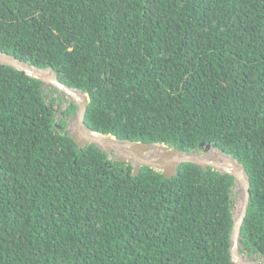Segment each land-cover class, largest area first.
<instances>
[{
  "label": "trees",
  "instance_id": "16d2710c",
  "mask_svg": "<svg viewBox=\"0 0 264 264\" xmlns=\"http://www.w3.org/2000/svg\"><path fill=\"white\" fill-rule=\"evenodd\" d=\"M0 53L87 95L95 134L233 157L240 251L264 259V0H0ZM43 87L0 65V264H232V177L133 176Z\"/></svg>",
  "mask_w": 264,
  "mask_h": 264
},
{
  "label": "water",
  "instance_id": "95a60500",
  "mask_svg": "<svg viewBox=\"0 0 264 264\" xmlns=\"http://www.w3.org/2000/svg\"><path fill=\"white\" fill-rule=\"evenodd\" d=\"M0 65L22 72L26 77L40 81L58 93L72 97L71 101L76 106V124L74 131L69 133L72 140L79 148L93 145L106 154L113 155L114 158L111 161L131 164L133 176H136L141 168H148L160 171L165 178H169L175 175L183 165L192 164L204 171L210 168L221 175L232 177L244 199L239 215L232 214L230 262L232 264H253L241 254L239 242L240 230L249 202V182L244 167L233 157L209 145L201 144L199 151L183 153L165 145L119 141L112 136L95 134L84 123V115L88 106L87 95L64 85L55 72L35 69L12 56L0 53ZM49 106L52 108L50 104Z\"/></svg>",
  "mask_w": 264,
  "mask_h": 264
},
{
  "label": "rangeland",
  "instance_id": "374dc122",
  "mask_svg": "<svg viewBox=\"0 0 264 264\" xmlns=\"http://www.w3.org/2000/svg\"><path fill=\"white\" fill-rule=\"evenodd\" d=\"M44 91L46 93H48L50 91V89H48V87H46V85H44L43 87ZM52 98L53 100H55V103L54 104H51L49 102V98ZM46 101L48 104H50L53 108V110L56 112V114H59L64 111L67 107H68V104L71 103L72 101L69 100L67 98V96H65L64 94H61V93H50L48 95V97L46 98ZM76 115V113H75ZM75 115H72V117H69L67 119V131L69 133H72L74 131V127H75V124H76V119H75ZM114 156L113 155H109L108 159H113ZM232 197L234 199V207H233V214H238L240 212V209H241V206H242V203H243V194L241 191H239V189L235 186L233 191H232ZM244 256V255H243ZM245 259L247 260H250L249 258L251 257H248L247 256H244ZM253 259V258H251Z\"/></svg>",
  "mask_w": 264,
  "mask_h": 264
},
{
  "label": "clouds",
  "instance_id": "9594fccd",
  "mask_svg": "<svg viewBox=\"0 0 264 264\" xmlns=\"http://www.w3.org/2000/svg\"><path fill=\"white\" fill-rule=\"evenodd\" d=\"M108 160H110V159H108ZM111 161V160H110ZM128 164V163H127ZM130 166H131V164H129ZM132 167V166H131ZM133 169V168H132ZM234 215V214H233ZM242 254V253H241ZM243 255V254H242ZM244 256H246V255H244ZM248 258V257H247ZM250 260H248L249 262H252V263H254V264H257V262H259L260 264H264V259H262V258H259L258 260H260V261H257L255 258H253V259H251V258H249Z\"/></svg>",
  "mask_w": 264,
  "mask_h": 264
},
{
  "label": "bare ground",
  "instance_id": "6f19581e",
  "mask_svg": "<svg viewBox=\"0 0 264 264\" xmlns=\"http://www.w3.org/2000/svg\"><path fill=\"white\" fill-rule=\"evenodd\" d=\"M80 97H82V96H80ZM69 100H72V97H70V96H68L67 97ZM240 213V212H239ZM239 213L238 214H236V215H239ZM235 215V214H234ZM254 264V263H253Z\"/></svg>",
  "mask_w": 264,
  "mask_h": 264
},
{
  "label": "built area",
  "instance_id": "2783aa9c",
  "mask_svg": "<svg viewBox=\"0 0 264 264\" xmlns=\"http://www.w3.org/2000/svg\"><path fill=\"white\" fill-rule=\"evenodd\" d=\"M257 264H260L259 262H257Z\"/></svg>",
  "mask_w": 264,
  "mask_h": 264
}]
</instances>
